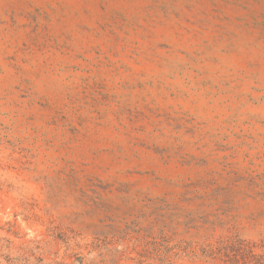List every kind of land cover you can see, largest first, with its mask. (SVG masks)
<instances>
[{"label":"rangeland","instance_id":"rangeland-1","mask_svg":"<svg viewBox=\"0 0 264 264\" xmlns=\"http://www.w3.org/2000/svg\"><path fill=\"white\" fill-rule=\"evenodd\" d=\"M263 244L264 0H0V264Z\"/></svg>","mask_w":264,"mask_h":264},{"label":"trees","instance_id":"trees-1","mask_svg":"<svg viewBox=\"0 0 264 264\" xmlns=\"http://www.w3.org/2000/svg\"><path fill=\"white\" fill-rule=\"evenodd\" d=\"M257 248L256 246L244 245V252L241 255V259L236 257L235 261H232L234 262L233 264H264V244L259 247L261 250L260 253L255 251Z\"/></svg>","mask_w":264,"mask_h":264}]
</instances>
